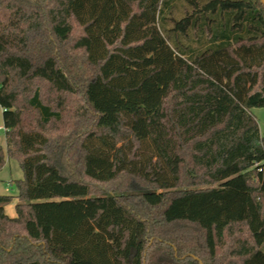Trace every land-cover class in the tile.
Masks as SVG:
<instances>
[{
	"label": "trees",
	"instance_id": "1",
	"mask_svg": "<svg viewBox=\"0 0 264 264\" xmlns=\"http://www.w3.org/2000/svg\"><path fill=\"white\" fill-rule=\"evenodd\" d=\"M175 6L0 0V264H264V5Z\"/></svg>",
	"mask_w": 264,
	"mask_h": 264
},
{
	"label": "rangeland",
	"instance_id": "2",
	"mask_svg": "<svg viewBox=\"0 0 264 264\" xmlns=\"http://www.w3.org/2000/svg\"><path fill=\"white\" fill-rule=\"evenodd\" d=\"M180 0H174V15L179 16L180 9L177 7ZM257 117L258 123L260 125L261 131L264 134V108H255L253 110ZM0 125L3 123V108L0 105ZM0 146L4 149L6 148L5 130L0 131ZM23 177V170L19 162L12 158H7L6 163L0 169V194H12L16 195L18 192L16 180ZM17 199L15 198L12 202L5 205V211L10 216L16 215L15 204Z\"/></svg>",
	"mask_w": 264,
	"mask_h": 264
},
{
	"label": "built area",
	"instance_id": "3",
	"mask_svg": "<svg viewBox=\"0 0 264 264\" xmlns=\"http://www.w3.org/2000/svg\"><path fill=\"white\" fill-rule=\"evenodd\" d=\"M1 130H6V127L4 125H0V131Z\"/></svg>",
	"mask_w": 264,
	"mask_h": 264
},
{
	"label": "water",
	"instance_id": "4",
	"mask_svg": "<svg viewBox=\"0 0 264 264\" xmlns=\"http://www.w3.org/2000/svg\"><path fill=\"white\" fill-rule=\"evenodd\" d=\"M261 2L263 3V5H264V0H261Z\"/></svg>",
	"mask_w": 264,
	"mask_h": 264
}]
</instances>
